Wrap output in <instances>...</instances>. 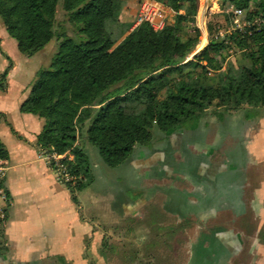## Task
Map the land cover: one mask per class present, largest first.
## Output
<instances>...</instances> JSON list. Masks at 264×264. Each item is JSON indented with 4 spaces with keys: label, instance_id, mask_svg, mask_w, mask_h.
<instances>
[{
    "label": "crops",
    "instance_id": "obj_1",
    "mask_svg": "<svg viewBox=\"0 0 264 264\" xmlns=\"http://www.w3.org/2000/svg\"><path fill=\"white\" fill-rule=\"evenodd\" d=\"M15 87L0 92V264H264V109L158 131L116 167L82 140L94 179L76 202L37 144L44 119L20 110L31 84ZM236 126L246 146H226Z\"/></svg>",
    "mask_w": 264,
    "mask_h": 264
},
{
    "label": "trees",
    "instance_id": "obj_2",
    "mask_svg": "<svg viewBox=\"0 0 264 264\" xmlns=\"http://www.w3.org/2000/svg\"><path fill=\"white\" fill-rule=\"evenodd\" d=\"M117 1L62 0L61 22L59 0H0V18L21 53L32 56L57 40L49 62L36 69L20 110L44 119L37 135L42 152H73L74 158L64 161L76 179L64 184L76 202L94 179L83 141L96 146L107 166L116 167L158 131L168 135L197 125L210 112L264 109V23L237 34L235 44L245 47L249 62L233 70L222 68L218 59L223 39L212 37L186 60L197 36L183 38L181 29L194 19L198 0H161L173 9L162 31L144 23L114 46L132 26L119 19ZM221 4L246 11L254 6L252 16L264 15V0ZM10 66L0 72V92L8 88ZM8 154L0 137V157Z\"/></svg>",
    "mask_w": 264,
    "mask_h": 264
},
{
    "label": "rangeland",
    "instance_id": "obj_3",
    "mask_svg": "<svg viewBox=\"0 0 264 264\" xmlns=\"http://www.w3.org/2000/svg\"><path fill=\"white\" fill-rule=\"evenodd\" d=\"M61 1L62 0H59L57 5V13L59 20L64 22L65 16ZM221 1L222 0H198V8L194 19L184 23L181 33L183 34V38H186L190 35L197 36V42L193 48L195 49L197 45L202 43V39L205 37L210 39L216 33H218L219 30L223 31V37L225 38L224 41L226 42V46L220 50L218 59L222 68L232 65L234 67L233 70H236L241 64L248 63L249 59L244 54L245 47L235 44V39L238 36L237 34L241 32H239L238 28L232 29V24H236L237 27L238 25L243 27L245 24L251 23L254 19L258 18L262 14L257 13L253 14L252 16L250 13L255 11L256 8L254 6H251L250 10L248 11L242 10L240 12H235V9L232 5L228 7L222 6ZM140 2L141 0H118L115 5V9L119 19L133 25ZM172 13L173 10L170 12V14ZM136 30L137 29H132L131 26V28L123 36L117 37L114 46L118 45L122 40L132 36ZM203 43L205 42L203 41ZM207 44H205L203 48ZM57 45L56 38H52L45 45V47L36 54L32 56L25 55L18 50L16 40L9 36L4 23L0 18V72L8 68L9 65H11L10 69L14 67L11 73L8 75V85L10 83L12 89H15V91L18 89L15 87V85L17 86L23 83L30 85L36 69L41 64H46L49 62L52 54L57 50ZM6 55H11L14 60H11L12 58L8 59ZM209 73H214V69L209 68ZM15 91H12V94H14ZM161 96H163V94ZM250 111H252V109ZM235 114L236 113H234V115ZM245 134L246 132L242 127L236 126L235 130H233V132L228 136L229 141L227 138L226 146L232 140L233 142H236H234V145H230V147L246 146ZM217 135L218 134L216 133L213 138H217L218 140ZM241 141H243V143ZM88 143L97 149L96 146L90 142Z\"/></svg>",
    "mask_w": 264,
    "mask_h": 264
},
{
    "label": "built area",
    "instance_id": "obj_4",
    "mask_svg": "<svg viewBox=\"0 0 264 264\" xmlns=\"http://www.w3.org/2000/svg\"><path fill=\"white\" fill-rule=\"evenodd\" d=\"M234 9L235 12L242 11L239 8L234 7ZM172 10L173 9L169 5L165 4L161 0H141L138 12L132 25V29L140 30L144 23H148L155 31H162L167 25V18ZM262 23H264V15L259 16L251 23L245 24L243 27L240 25H238L237 27L236 24H232V29L238 28L239 32H241L242 34H249L252 32V26L256 25V27H259ZM223 34V31L219 30V32L216 33L213 38L225 40ZM210 39H208V37L202 39V43L197 45V47L189 53L186 60L190 59L195 53L203 48V46L207 44ZM203 41L205 43H203ZM67 152L57 153L53 151L50 153L42 152V154L46 158L49 166L60 182L73 183L76 179V175L68 170L67 164L64 161L65 159H70ZM7 169L8 161L6 160V158L0 157V229L5 219V211L3 209V206L1 205V201H5L7 199V192L4 185Z\"/></svg>",
    "mask_w": 264,
    "mask_h": 264
}]
</instances>
